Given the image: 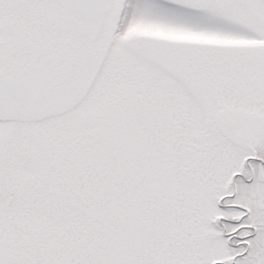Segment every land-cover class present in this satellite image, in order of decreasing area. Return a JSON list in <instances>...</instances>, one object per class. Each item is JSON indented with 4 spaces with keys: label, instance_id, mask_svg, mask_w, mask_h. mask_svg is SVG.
<instances>
[{
    "label": "snow or ice",
    "instance_id": "1",
    "mask_svg": "<svg viewBox=\"0 0 264 264\" xmlns=\"http://www.w3.org/2000/svg\"><path fill=\"white\" fill-rule=\"evenodd\" d=\"M0 264H264V0H0Z\"/></svg>",
    "mask_w": 264,
    "mask_h": 264
}]
</instances>
